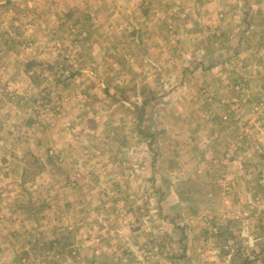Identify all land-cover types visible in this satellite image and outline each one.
I'll use <instances>...</instances> for the list:
<instances>
[{"label": "rangeland", "instance_id": "374dc122", "mask_svg": "<svg viewBox=\"0 0 264 264\" xmlns=\"http://www.w3.org/2000/svg\"><path fill=\"white\" fill-rule=\"evenodd\" d=\"M0 40V264L209 258L208 244L166 248L188 228L160 207L157 163L188 164L191 151L190 163L208 165L211 142L247 150L246 99L256 114L264 108V0H0ZM237 97L239 106H219ZM222 111L236 124L213 140L206 117L219 125ZM39 148L62 150V168L42 171ZM262 155L235 149L227 159L241 174ZM259 211L236 223L227 208L203 224L231 233L262 225ZM246 233L232 231L217 264H264L237 252Z\"/></svg>", "mask_w": 264, "mask_h": 264}, {"label": "crops", "instance_id": "0c3cea01", "mask_svg": "<svg viewBox=\"0 0 264 264\" xmlns=\"http://www.w3.org/2000/svg\"><path fill=\"white\" fill-rule=\"evenodd\" d=\"M5 38V37H3ZM2 38V39H3ZM1 39V40H2ZM0 40V41H1ZM142 40V39H141ZM145 40V38H144ZM143 41V40H142ZM146 41V40H145ZM151 43H156V41H152ZM4 52H2L3 54ZM28 71V70H27ZM253 97V95H252ZM247 105H246V113L247 118H249L250 123L253 124V126L249 125V130H246V143L245 146L247 150L244 151L245 147L243 148V151L239 148H232V146L227 145L226 147L222 146H215L218 142H211V145L207 148V145L204 147L207 148L210 151V162H207L208 165H200L196 167V160L195 165L190 163L195 157L196 152L189 151L186 154H192L188 157V164L185 163L183 165H179V167H176L174 164L162 163V161H159L157 163V190L156 195L158 196V200L160 201V197L162 202L161 208L166 209L167 215L170 219H172V227L181 226L186 227L187 229V238L185 237V231H181L180 236L178 235L177 239L174 242H171L169 238L166 240L168 241V245L166 248L168 250L172 249H178L177 246L182 252L185 250H192L197 248V251L204 246V244H208L211 247L212 252H209V258H204L197 256L193 259L190 257L187 259V261L181 262L182 264H208L206 261L210 260L214 264L218 263V260L221 256H219V253L222 252L224 246L232 245L234 241L233 235H231V238L227 240L225 244H222L220 241V238L218 237V234L226 232L224 231V228H219L218 233L215 235L212 234L210 231V228L208 227L209 224L204 225L203 222L207 220V218L211 219L210 216H213L220 213L221 211L231 208L232 213L235 214L237 217L236 223L241 220L243 217L246 219L243 221L244 223H247V219L250 218L252 215H254L256 212H262L259 211L260 209H264V161L262 162V165H257L256 169L253 165V162L256 158H252L254 160L249 164V168L247 167V170H244V173H238L236 170V164L237 161H233L234 167H231L233 164H228L227 156L230 154L233 155V151L236 149V155L244 154L245 152L247 154H254V156H258L259 153H263L262 157L264 159V147L262 150L259 149L260 144L259 138L264 139V108H262L260 111H258L257 115L254 110L256 107L261 108L260 105L255 104L253 98H247L246 99ZM232 104L233 107H237L240 105V100L238 97L236 99H221L220 101V107H225V104L230 105ZM20 111V116L18 124L21 123L26 127V119L24 117V112L22 108H16ZM14 111V110H13ZM15 113V111H14ZM252 113H255L257 116L252 115ZM223 114V111L219 115V125L213 126L210 122L209 117L207 116L206 119L207 123L209 122L208 126L211 129L210 135L213 137V140L216 139H222V135L224 137L225 134H228L227 132H223V127L226 126H232L236 124V117L235 115H232L231 118L227 121V117L221 118ZM239 115V114H237ZM263 116L262 121H259V117ZM1 117V116H0ZM11 117H17L15 114ZM227 128V127H226ZM247 129V128H246ZM25 130L22 127V131ZM238 133V127H236L234 130L231 129L230 133L236 135ZM16 134H13V138L15 139ZM43 135V134H42ZM202 135V133H201ZM243 135V134H241ZM204 138V137H201ZM25 141H28L26 137H23ZM39 139V138H37ZM251 139V142L248 141ZM19 140V139H18ZM21 140V139H20ZM40 144L41 142L39 140H35ZM209 144V141L207 142ZM215 144V145H214ZM2 147V146H0ZM47 147V146H46ZM41 152L40 156H43V166L42 171L49 170L50 168H62L63 164L61 161L63 160V157L65 154L62 150L58 148H39ZM256 152H258L256 154ZM67 154V152H66ZM198 154L200 156L203 155L201 151H198ZM36 155V154H34ZM194 155V156H193ZM199 159V158H198ZM28 166V165H27ZM27 166L23 165L24 168H22V171L27 170ZM54 166V167H53ZM245 168V166H243ZM59 168V169H60ZM198 168V170H197ZM51 170V169H50ZM197 172V177H193L192 175ZM201 171V174H199ZM207 171V172H206ZM255 171H261L262 174L260 178L258 176L255 178L254 176L248 175L250 172ZM216 172L221 175V179L215 178L216 176H213ZM222 173V174H221ZM246 173V175H244ZM9 176V175H8ZM219 178V177H218ZM258 178V179H257ZM155 184V185H156ZM159 187H163L160 189ZM262 189L263 191L261 194L257 193V189ZM207 194V196H204V194ZM259 199V200H258ZM257 201V202H256ZM166 203V204H165ZM165 204V206L163 205ZM258 205V206H256ZM165 211V210H163ZM218 213V214H219ZM256 216V215H255ZM172 217L176 218V222H174V219ZM239 219V220H238ZM242 222V223H243ZM173 223L175 226H173ZM212 223V222H211ZM238 223V227L232 229L233 232L235 230H238L240 228L244 232H247V236L250 238L252 237V240L250 238L248 241H245L244 239L235 238L236 246L238 247L237 252L242 251H248V253H252L253 257L255 255H262L264 256V212H263V219H262V225L258 224H251L247 225L244 224L240 227ZM203 229H205L203 231ZM224 229V230H223ZM246 229V230H245ZM231 231V234H232ZM205 237V240H200V236ZM240 234V232L238 233ZM237 233L234 234L235 237L238 235ZM243 234V232H242ZM195 236V240L191 242V237ZM231 240V241H230ZM242 240V241H240ZM164 242V241H163ZM162 242L161 248H164ZM252 242V243H250ZM197 243V245H195ZM161 249V250H162ZM250 252V253H251ZM263 252V253H261ZM185 254V252H184ZM208 252L204 255H207ZM202 256V255H201ZM213 257H215L213 259ZM57 258H54L52 260H47L44 262H37L38 264H83L78 261H67V260H55ZM43 260V259H42ZM264 260V259H263ZM242 261V260H241ZM245 262V261H244ZM243 262V263H244ZM86 263V262H85ZM90 263V262H89ZM170 264H175L174 260L173 262L170 261ZM177 263V262H176ZM180 263V264H181ZM8 264H13L12 262H9ZM87 264V263H86ZM211 264V263H210Z\"/></svg>", "mask_w": 264, "mask_h": 264}, {"label": "trees", "instance_id": "16d2710c", "mask_svg": "<svg viewBox=\"0 0 264 264\" xmlns=\"http://www.w3.org/2000/svg\"><path fill=\"white\" fill-rule=\"evenodd\" d=\"M31 67H32V64H29L27 66V69H29ZM231 235H232L231 233L223 232V233L218 234L217 238H220L221 243L225 244L227 242V240L229 239V237L231 238ZM182 254H184V251L182 252Z\"/></svg>", "mask_w": 264, "mask_h": 264}, {"label": "built area", "instance_id": "2783aa9c", "mask_svg": "<svg viewBox=\"0 0 264 264\" xmlns=\"http://www.w3.org/2000/svg\"><path fill=\"white\" fill-rule=\"evenodd\" d=\"M224 217H226V216H223V218H224ZM235 219H237V217H236ZM217 230H218V228H217L216 226H212V227H210V231H211L213 234H215V233L217 232Z\"/></svg>", "mask_w": 264, "mask_h": 264}, {"label": "clouds", "instance_id": "9594fccd", "mask_svg": "<svg viewBox=\"0 0 264 264\" xmlns=\"http://www.w3.org/2000/svg\"><path fill=\"white\" fill-rule=\"evenodd\" d=\"M217 231H218V230H217ZM216 233H218V232H216ZM216 233H215V234H216ZM212 234H213V233H212ZM215 234H213V235H215Z\"/></svg>", "mask_w": 264, "mask_h": 264}]
</instances>
